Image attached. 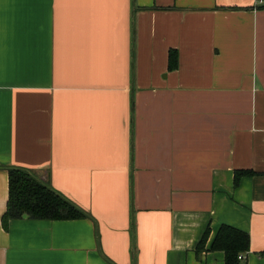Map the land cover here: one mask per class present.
<instances>
[{"label":"crops","instance_id":"1","mask_svg":"<svg viewBox=\"0 0 264 264\" xmlns=\"http://www.w3.org/2000/svg\"><path fill=\"white\" fill-rule=\"evenodd\" d=\"M10 167L86 216L4 227ZM221 225L264 264V0H0V264H224Z\"/></svg>","mask_w":264,"mask_h":264},{"label":"trees","instance_id":"2","mask_svg":"<svg viewBox=\"0 0 264 264\" xmlns=\"http://www.w3.org/2000/svg\"><path fill=\"white\" fill-rule=\"evenodd\" d=\"M176 66L175 51L169 52L168 67ZM8 172V199L2 215V224L6 227L8 220L13 218L33 219H70L83 218L85 212L71 201L57 193L49 185L38 179L32 172L10 167ZM248 170H238L234 173V183L239 178L250 174ZM208 228L204 231L196 246L199 253L204 249L208 236ZM211 250L224 252V264H239L238 254L248 250V235L228 225H221L211 244Z\"/></svg>","mask_w":264,"mask_h":264},{"label":"built area","instance_id":"3","mask_svg":"<svg viewBox=\"0 0 264 264\" xmlns=\"http://www.w3.org/2000/svg\"><path fill=\"white\" fill-rule=\"evenodd\" d=\"M238 258L241 259V258H243V256L242 255H238Z\"/></svg>","mask_w":264,"mask_h":264}]
</instances>
